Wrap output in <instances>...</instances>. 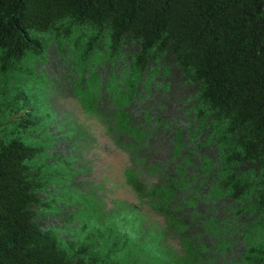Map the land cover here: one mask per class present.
<instances>
[{
	"label": "trees",
	"instance_id": "trees-1",
	"mask_svg": "<svg viewBox=\"0 0 264 264\" xmlns=\"http://www.w3.org/2000/svg\"><path fill=\"white\" fill-rule=\"evenodd\" d=\"M0 264H264V0H0Z\"/></svg>",
	"mask_w": 264,
	"mask_h": 264
},
{
	"label": "rangeland",
	"instance_id": "rangeland-1",
	"mask_svg": "<svg viewBox=\"0 0 264 264\" xmlns=\"http://www.w3.org/2000/svg\"><path fill=\"white\" fill-rule=\"evenodd\" d=\"M100 142L103 144L104 138L100 135ZM97 158L96 173L101 177H105L111 183L114 189V195L121 197L126 196L125 187H118L122 183L121 170L125 164V157L122 153L111 148L101 146L96 150Z\"/></svg>",
	"mask_w": 264,
	"mask_h": 264
}]
</instances>
